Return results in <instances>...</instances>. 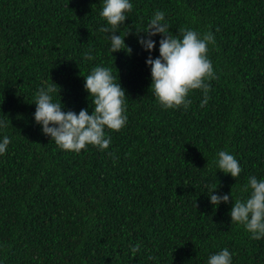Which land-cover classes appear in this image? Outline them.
<instances>
[{"label": "trees", "instance_id": "trees-1", "mask_svg": "<svg viewBox=\"0 0 264 264\" xmlns=\"http://www.w3.org/2000/svg\"><path fill=\"white\" fill-rule=\"evenodd\" d=\"M129 2L116 35L128 33L132 52L112 54L111 33L99 31L103 0H0V142L10 139L0 155V264H208L225 248L232 264H264V238L231 223V202L214 207L209 197L217 188L246 199L248 177L264 179V0ZM157 10L174 35H214L204 107L201 90L186 110L162 108L150 90L146 60L159 57L162 37L149 53L137 32ZM96 66L126 91V125L105 129L106 150H61L35 122V94L54 82L62 111L91 114L84 77ZM220 151L239 162L236 179L217 169Z\"/></svg>", "mask_w": 264, "mask_h": 264}, {"label": "clouds", "instance_id": "clouds-1", "mask_svg": "<svg viewBox=\"0 0 264 264\" xmlns=\"http://www.w3.org/2000/svg\"><path fill=\"white\" fill-rule=\"evenodd\" d=\"M132 8L129 0H103L100 16L106 21V26L100 27L99 31L111 33L109 38L112 54L121 50L129 54L132 52L124 42L128 33L123 37L116 35L120 25L128 18L126 13L131 12ZM164 21V12L157 10L146 30L137 32L139 43L149 53L156 47V42L151 37L158 34L162 37L159 41V57L153 59L149 55L146 60L151 69L150 90L162 108L178 109L183 106L185 110L191 104L187 99L189 93L201 90L204 98L200 106L204 107L210 98L208 92L211 85L207 81L216 78L208 56L209 45L215 44L214 35L211 32L201 34L191 29H180V35H174ZM141 32L147 39L139 36ZM85 59L90 61L94 57L89 52L85 53ZM84 78V87L91 97L94 109L91 114L86 109H81L79 114L71 110L62 111L61 102H53V94L57 91L54 82L46 88L41 87L35 94V122L64 151L79 153L88 145L101 151L106 150L111 137H106L105 129L119 132L127 122L126 91L120 82H115L111 69L96 66ZM6 126L4 121H0V127ZM9 143L10 139L5 136L0 142V155L6 153ZM215 164L219 171L230 174L234 179L241 173L237 159L226 151L218 153ZM216 189L209 193L210 203L215 207L231 202V223L242 225L254 240L264 238V179L258 180L254 175L248 177L242 191L249 192V196L246 199L237 198L235 202L232 190L230 194H212ZM139 249V244L131 248L133 256ZM208 264H232V255L225 248L211 255Z\"/></svg>", "mask_w": 264, "mask_h": 264}]
</instances>
